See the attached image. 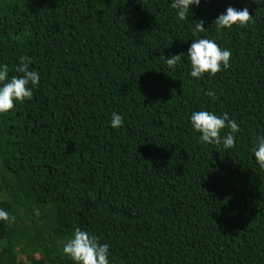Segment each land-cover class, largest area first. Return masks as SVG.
<instances>
[{
    "label": "trees",
    "instance_id": "trees-1",
    "mask_svg": "<svg viewBox=\"0 0 264 264\" xmlns=\"http://www.w3.org/2000/svg\"><path fill=\"white\" fill-rule=\"evenodd\" d=\"M170 4L0 0V62L9 78L21 57L40 73L32 98L0 114V264H74L62 246L77 227L109 245L110 264H264L251 153L264 134V5L201 0L179 21ZM229 5L250 20L217 32ZM200 37L231 51L229 68L188 75ZM202 109L240 125L233 147L197 142L189 116Z\"/></svg>",
    "mask_w": 264,
    "mask_h": 264
},
{
    "label": "clouds",
    "instance_id": "clouds-1",
    "mask_svg": "<svg viewBox=\"0 0 264 264\" xmlns=\"http://www.w3.org/2000/svg\"><path fill=\"white\" fill-rule=\"evenodd\" d=\"M201 0H171L170 7L175 9V15L179 21H184L191 13L193 6H199ZM252 4L264 5V0H251ZM250 20L247 7L234 8L227 6L224 12L218 14L213 21L217 32L229 30L233 26L243 27ZM204 30L203 22L199 21L192 28L195 35ZM180 54H170L165 59L168 68L175 67L181 59ZM232 53L228 48L220 47L215 40L207 37H200L191 40L187 48L186 57L190 61V77L200 79L205 73L209 76L215 75L221 69L230 67V57ZM21 63H18L15 71L19 75L9 78V66L0 62V114L9 112L15 102L30 100L33 96V90L38 86L40 73L36 70H30L25 57H21ZM207 97H215L211 90L205 92ZM189 122L193 130L199 133L197 142L210 144L229 149L234 146L235 134L239 132L240 125L232 118H229L227 112L217 115L208 110H193L189 116ZM111 128L117 129L123 124L122 115L113 111L108 121ZM226 130V131H225ZM223 133V134H222ZM251 153L261 170H264V134L256 137V143L251 148ZM14 219V218H13ZM8 211L0 208V221H9ZM63 253L71 259L74 264H110L109 245L107 243H98V238L89 231L80 229L73 230L72 236L62 246Z\"/></svg>",
    "mask_w": 264,
    "mask_h": 264
},
{
    "label": "rangeland",
    "instance_id": "rangeland-1",
    "mask_svg": "<svg viewBox=\"0 0 264 264\" xmlns=\"http://www.w3.org/2000/svg\"><path fill=\"white\" fill-rule=\"evenodd\" d=\"M19 259H20V261H21L22 257H20Z\"/></svg>",
    "mask_w": 264,
    "mask_h": 264
}]
</instances>
